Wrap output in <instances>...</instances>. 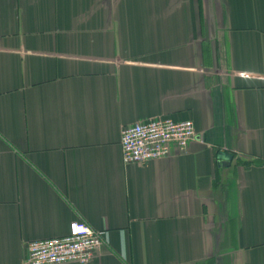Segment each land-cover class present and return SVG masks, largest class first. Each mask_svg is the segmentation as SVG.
Masks as SVG:
<instances>
[{
  "label": "crops",
  "instance_id": "1",
  "mask_svg": "<svg viewBox=\"0 0 264 264\" xmlns=\"http://www.w3.org/2000/svg\"><path fill=\"white\" fill-rule=\"evenodd\" d=\"M155 118L195 138L125 165ZM78 219L87 264H264V0H0V264Z\"/></svg>",
  "mask_w": 264,
  "mask_h": 264
},
{
  "label": "built area",
  "instance_id": "2",
  "mask_svg": "<svg viewBox=\"0 0 264 264\" xmlns=\"http://www.w3.org/2000/svg\"><path fill=\"white\" fill-rule=\"evenodd\" d=\"M194 138V126L189 120L155 118L137 122L121 131V158L125 165H143L166 158L172 148L186 150ZM104 241L103 232L78 219L70 223L65 236L28 242L23 264H87Z\"/></svg>",
  "mask_w": 264,
  "mask_h": 264
},
{
  "label": "water",
  "instance_id": "3",
  "mask_svg": "<svg viewBox=\"0 0 264 264\" xmlns=\"http://www.w3.org/2000/svg\"><path fill=\"white\" fill-rule=\"evenodd\" d=\"M218 159L220 160L221 166L226 167L229 164V161L231 160V156L227 153H221L219 154Z\"/></svg>",
  "mask_w": 264,
  "mask_h": 264
}]
</instances>
